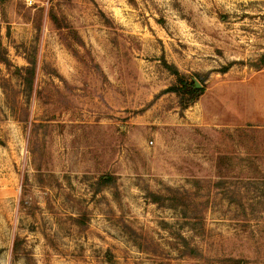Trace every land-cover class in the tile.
I'll use <instances>...</instances> for the list:
<instances>
[{
	"label": "rangeland",
	"instance_id": "obj_1",
	"mask_svg": "<svg viewBox=\"0 0 264 264\" xmlns=\"http://www.w3.org/2000/svg\"><path fill=\"white\" fill-rule=\"evenodd\" d=\"M34 2L0 0V264H264V0Z\"/></svg>",
	"mask_w": 264,
	"mask_h": 264
},
{
	"label": "trees",
	"instance_id": "obj_2",
	"mask_svg": "<svg viewBox=\"0 0 264 264\" xmlns=\"http://www.w3.org/2000/svg\"><path fill=\"white\" fill-rule=\"evenodd\" d=\"M54 23H56V21ZM0 63H3L6 65L5 60H0ZM161 63H162L163 68L173 78V84L166 91L167 93H172L176 96L178 100V108L180 112H184L189 107H191L197 101L199 95L203 93V88L197 89L194 86V79H197L198 76L197 75H193V76L184 75L180 73L174 66L166 64L165 61L162 60ZM28 64L30 68H26L23 70L26 74H28V76L22 79L24 81L26 88L31 90L32 79H33L32 77L34 75V70H33L34 63L28 61ZM198 82L202 84V81H198ZM107 179L109 178L102 179L100 183H107L106 182ZM221 263L222 264H226V263L238 264V262H233L232 260H225L224 262H221Z\"/></svg>",
	"mask_w": 264,
	"mask_h": 264
},
{
	"label": "crops",
	"instance_id": "obj_3",
	"mask_svg": "<svg viewBox=\"0 0 264 264\" xmlns=\"http://www.w3.org/2000/svg\"><path fill=\"white\" fill-rule=\"evenodd\" d=\"M250 90L251 98L244 95L245 113L250 118V122L256 121L259 124H264V69L254 75ZM227 112L229 113V111Z\"/></svg>",
	"mask_w": 264,
	"mask_h": 264
},
{
	"label": "built area",
	"instance_id": "obj_4",
	"mask_svg": "<svg viewBox=\"0 0 264 264\" xmlns=\"http://www.w3.org/2000/svg\"><path fill=\"white\" fill-rule=\"evenodd\" d=\"M23 2L26 4V6H32L34 5V0H23Z\"/></svg>",
	"mask_w": 264,
	"mask_h": 264
},
{
	"label": "water",
	"instance_id": "obj_5",
	"mask_svg": "<svg viewBox=\"0 0 264 264\" xmlns=\"http://www.w3.org/2000/svg\"><path fill=\"white\" fill-rule=\"evenodd\" d=\"M194 86H195V88H197V89L200 88V85H199L198 83H196V82H194Z\"/></svg>",
	"mask_w": 264,
	"mask_h": 264
}]
</instances>
